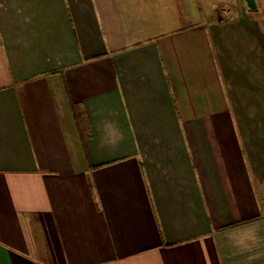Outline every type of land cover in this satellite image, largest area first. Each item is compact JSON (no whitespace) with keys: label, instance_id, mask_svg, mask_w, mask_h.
Segmentation results:
<instances>
[{"label":"crops","instance_id":"0c3cea01","mask_svg":"<svg viewBox=\"0 0 264 264\" xmlns=\"http://www.w3.org/2000/svg\"><path fill=\"white\" fill-rule=\"evenodd\" d=\"M256 3L0 0V264H264Z\"/></svg>","mask_w":264,"mask_h":264},{"label":"water","instance_id":"95a60500","mask_svg":"<svg viewBox=\"0 0 264 264\" xmlns=\"http://www.w3.org/2000/svg\"><path fill=\"white\" fill-rule=\"evenodd\" d=\"M245 2H246V5L250 11H257L258 10L256 0H245Z\"/></svg>","mask_w":264,"mask_h":264},{"label":"rangeland","instance_id":"374dc122","mask_svg":"<svg viewBox=\"0 0 264 264\" xmlns=\"http://www.w3.org/2000/svg\"><path fill=\"white\" fill-rule=\"evenodd\" d=\"M225 13H230V11H229V10H227V9H226V10H224V11L221 13V16H223V17H224V14H225ZM229 16H230V15H229ZM229 16H228V17H229ZM226 18H227V16H226Z\"/></svg>","mask_w":264,"mask_h":264},{"label":"built area","instance_id":"2783aa9c","mask_svg":"<svg viewBox=\"0 0 264 264\" xmlns=\"http://www.w3.org/2000/svg\"><path fill=\"white\" fill-rule=\"evenodd\" d=\"M226 16H229V13H225V14H224L225 19H226Z\"/></svg>","mask_w":264,"mask_h":264}]
</instances>
